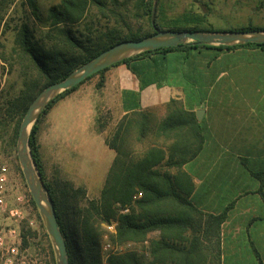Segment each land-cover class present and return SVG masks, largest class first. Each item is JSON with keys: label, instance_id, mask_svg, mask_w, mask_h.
Here are the masks:
<instances>
[{"label": "trees", "instance_id": "trees-1", "mask_svg": "<svg viewBox=\"0 0 264 264\" xmlns=\"http://www.w3.org/2000/svg\"><path fill=\"white\" fill-rule=\"evenodd\" d=\"M12 1L0 0V9L7 8ZM26 1L33 13L38 15L37 1ZM106 1L62 0L51 7L48 13L51 26L47 38L54 45L50 48H44L36 42L28 23H22L17 45L43 74V88L64 79L77 67L114 44L139 40L155 33L151 26V31L144 34L132 32L91 50L88 45L90 39L83 40L75 35L70 25L84 20L93 4L105 10ZM152 7L149 8L150 12ZM156 25L159 27L157 19ZM253 29L264 28L252 25L233 28ZM169 30L216 31L197 26ZM220 56L226 60L218 63ZM241 57L255 60L258 71L264 75V43L211 45L193 41L145 51L87 77L60 93L43 110L32 128L30 149L53 200L67 246L69 264H102L101 247L105 233L102 224L111 221L117 222L116 234L111 238L113 242H148V251H114L108 256V264H221L220 227L231 206L214 214L206 213L193 204L190 196L195 189V182L186 165L203 156L210 158L216 152V145L213 144L214 149L210 153L209 139L204 136V122L199 121L196 115V109L204 103L207 94L204 87L207 84L199 81L203 67L214 64L220 70H228L236 66ZM120 64H126L139 78L140 91L152 84L159 88L182 86L185 101L170 99L165 103V115L158 117L142 110L140 92L124 91L123 106L128 114L116 125L113 137L106 140L116 156L100 198H88L85 188L75 187L69 181H62V186L54 188L46 177L38 143V132L44 116L59 100L94 76L101 77L97 88L103 86L105 73ZM35 82H25L26 88L32 89ZM37 93L36 90L29 92L24 114ZM254 175L260 176L259 173ZM138 192H142V196L135 198ZM31 201L36 208L33 198ZM126 209L128 211L123 212ZM30 234L31 230L23 232V247L28 246ZM152 234L157 236L151 238ZM51 264H55L54 257Z\"/></svg>", "mask_w": 264, "mask_h": 264}, {"label": "rangeland", "instance_id": "rangeland-1", "mask_svg": "<svg viewBox=\"0 0 264 264\" xmlns=\"http://www.w3.org/2000/svg\"><path fill=\"white\" fill-rule=\"evenodd\" d=\"M36 1L39 6L38 15L33 13L26 0H13L7 8L0 9V196L3 198L0 205V236L3 238L0 264H51L53 257L57 264L52 239L38 207L36 209L32 204V195L17 155V140L28 94L34 90L39 93L44 89L45 81L31 58L17 45L19 29L23 22H27L35 36L34 40L44 48L52 47L54 42L47 38L51 26L48 13L51 7L60 4L62 0ZM155 3V18L161 29L197 26L230 31L248 25L264 28V0H107L105 10L93 4L84 20L70 27L81 39H90L88 45L94 50L111 40L124 38L129 33L144 34L151 31L150 19ZM100 79V76H94L78 88L77 94L82 95V100H88L92 95L96 100L94 94L102 90L97 88ZM28 81H36V85L32 89L26 88L25 82ZM72 95L65 96L58 103L67 102V98L70 104L78 102L79 99L72 101ZM165 103L148 106L145 110L162 117L166 113ZM251 121H263L264 125V109L255 112L247 120L243 119V122ZM80 135L79 130L69 132L68 128H59L54 139H38L46 176L54 188L62 186V181H69L75 187L85 188L88 198L99 199L114 151L107 152L101 160L107 139L93 142L92 139H81ZM227 147L231 149L232 144ZM210 149L211 153L214 147L211 145ZM236 152L260 155L264 152V139H239ZM224 162L228 165V160ZM248 163L254 168H264V159H250ZM215 171L217 174L219 168H215ZM3 174L5 181L1 180ZM196 178L200 179V176ZM12 211H17V215L12 214ZM107 223L102 224L105 230L101 247L102 264H108V256L114 247H118L119 252L147 253L148 242H113L111 238L116 232H110L106 228ZM27 230H31L32 234L28 237V246L23 247L22 234ZM156 236L150 235L151 238ZM107 244L113 248H107Z\"/></svg>", "mask_w": 264, "mask_h": 264}, {"label": "crops", "instance_id": "crops-1", "mask_svg": "<svg viewBox=\"0 0 264 264\" xmlns=\"http://www.w3.org/2000/svg\"><path fill=\"white\" fill-rule=\"evenodd\" d=\"M238 59L237 65L228 70H220L214 64L203 67L199 81L207 84L204 86L207 94L198 109H204L201 120L204 122V136L209 139V145H216V152L212 153V158L203 156L188 163L186 169L195 182L190 199L199 209L219 214L228 205L231 206L220 227L221 264H264V168H254L248 163L250 159H264V152L260 155L236 152L239 139H264L263 121L243 122V119L247 120L264 109V75L258 71L257 62L252 58ZM225 60L220 56L217 62ZM101 88L99 94H94L95 101L93 95L88 100H82L77 89L72 92L71 98L72 101L79 99L78 102L70 104L67 98V102L57 103L44 116L38 139H54L59 128H68L69 132L79 130L81 139H92L93 142L110 139L118 122L128 114L123 106V92L126 90L140 92L142 110L148 106H159L170 99L185 101L182 86L159 88L152 84L140 91L139 78L126 64L111 67ZM228 144H232L231 149ZM103 149L101 160L107 152L114 151L106 141ZM115 156L114 151L106 177ZM224 160H228V165ZM217 167L219 171L216 174ZM197 175L200 179L196 178ZM105 181L106 178L101 189Z\"/></svg>", "mask_w": 264, "mask_h": 264}, {"label": "water", "instance_id": "water-1", "mask_svg": "<svg viewBox=\"0 0 264 264\" xmlns=\"http://www.w3.org/2000/svg\"><path fill=\"white\" fill-rule=\"evenodd\" d=\"M155 9L156 3L154 4L151 17L155 33L139 40H125L114 44L73 70L64 79L42 89L28 106L20 124L17 155L32 198L52 239L57 264H69L67 246L58 224L53 200L46 189L44 180L36 166L30 149L32 128L48 104L60 93L74 87L87 77L127 57L145 51L178 46L193 41L211 45L264 43V29L230 31H178L161 29L156 25ZM203 114L204 109L196 111L199 121L202 120Z\"/></svg>", "mask_w": 264, "mask_h": 264}, {"label": "built area", "instance_id": "built-area-1", "mask_svg": "<svg viewBox=\"0 0 264 264\" xmlns=\"http://www.w3.org/2000/svg\"><path fill=\"white\" fill-rule=\"evenodd\" d=\"M4 170H6V169H4ZM1 180L2 181H5L6 179H5V176H4V174H3V176L1 177ZM142 196V192H138L136 195H135V198H139V197H141ZM2 203H3V198L0 196V205H2ZM124 211H127V209L126 210H124ZM15 214V215H17V211H12V214ZM106 228L110 231V232H113V233H115L116 232V228H117V223L116 222H109V223H107L106 224ZM2 243H3V238H2V236H0V245H2ZM107 248H109V249H112L113 247L111 246V244H107ZM113 250V252L114 251H117L118 250V247L117 248H113L112 249Z\"/></svg>", "mask_w": 264, "mask_h": 264}]
</instances>
